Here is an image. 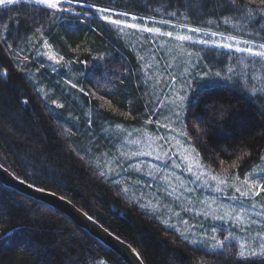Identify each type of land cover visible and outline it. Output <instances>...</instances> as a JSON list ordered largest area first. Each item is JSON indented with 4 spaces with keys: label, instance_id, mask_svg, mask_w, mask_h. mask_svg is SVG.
Returning <instances> with one entry per match:
<instances>
[{
    "label": "trees",
    "instance_id": "1",
    "mask_svg": "<svg viewBox=\"0 0 264 264\" xmlns=\"http://www.w3.org/2000/svg\"><path fill=\"white\" fill-rule=\"evenodd\" d=\"M74 1L80 5L73 7V14L27 2L0 7V163L19 178L71 201L132 245L144 264H264V258L238 256L232 245L218 251L192 245L120 196L118 185L106 180L87 159V131L82 123L72 121L68 103L60 111L49 107L16 59L27 57L13 53L21 47L32 51L33 40L39 44L46 37L63 59L79 65L78 71L87 63L79 78L82 101L96 106L103 122L132 123L145 114L146 104L134 51L87 5L140 16L164 14L219 28L225 22L241 21L247 9L242 12L237 6L248 0H236V5L232 0ZM96 56L101 57L99 64L92 65ZM260 98L224 83L206 84L194 93L185 125L207 165H223L228 172L242 174L260 160L264 153ZM125 113L132 119L124 120ZM97 260L125 264L62 213L0 183V264H94Z\"/></svg>",
    "mask_w": 264,
    "mask_h": 264
},
{
    "label": "rangeland",
    "instance_id": "2",
    "mask_svg": "<svg viewBox=\"0 0 264 264\" xmlns=\"http://www.w3.org/2000/svg\"><path fill=\"white\" fill-rule=\"evenodd\" d=\"M20 2L35 4L33 0L17 3ZM76 5L80 4L63 0L58 9L50 10L73 14ZM92 10L134 51L141 94L146 103L145 114L138 115L137 121L103 122L97 107L84 103L80 97L83 87L79 78L84 76L87 63H82L83 70L78 71L79 65L74 61L50 60L49 52L58 59L63 54L46 37L40 35L39 44L33 40L32 51L27 52L23 47L14 51L15 56L27 57H16L17 62L49 107L60 111L68 103L67 113L72 114V121L82 123V130L87 131L84 135L87 159L106 180L118 185L120 196L177 231L192 245L211 251L232 245L238 256L244 245V257L259 258L250 256L248 249H257L264 243L261 239L264 192L260 196L242 197L236 188L246 190L247 186L240 183L245 175L263 183L264 160L260 158L242 174L228 172V167L223 165L217 164V168L207 165L189 137L185 113L194 93L211 83H224L250 96H259L264 109V57L237 51L248 47L260 50L259 45L264 43V13L246 15L241 21L225 22L215 28L193 25L164 14L124 16L120 13L125 12L112 10L108 13L111 18L123 22L115 25ZM257 16L261 18L255 22ZM130 24L138 27H128ZM147 28L160 31L149 32ZM193 28L201 31L193 32ZM169 32L171 36L165 35ZM177 36L190 39L178 40ZM230 36L235 38L227 39ZM225 44L231 47H224ZM100 58L96 56L91 64H99ZM131 116L125 113L123 119H132ZM213 176L227 178L218 184ZM225 211L232 216L239 214L242 222L231 217L214 218ZM212 236L222 241L223 246L214 247L216 240ZM226 236L230 239L224 240Z\"/></svg>",
    "mask_w": 264,
    "mask_h": 264
},
{
    "label": "water",
    "instance_id": "3",
    "mask_svg": "<svg viewBox=\"0 0 264 264\" xmlns=\"http://www.w3.org/2000/svg\"><path fill=\"white\" fill-rule=\"evenodd\" d=\"M21 181H24L21 183ZM0 183L4 186L29 197L35 201L46 204L69 218L75 225L82 228L100 244L117 254L125 264H144L137 250L128 242L112 233L109 229L100 224L93 217L86 214L65 197L44 189L43 192L37 191L41 188L33 185L29 187V182L13 174L8 168L0 163ZM63 197V199H61ZM91 217V220L88 218Z\"/></svg>",
    "mask_w": 264,
    "mask_h": 264
},
{
    "label": "snow or ice",
    "instance_id": "4",
    "mask_svg": "<svg viewBox=\"0 0 264 264\" xmlns=\"http://www.w3.org/2000/svg\"><path fill=\"white\" fill-rule=\"evenodd\" d=\"M18 0H0V6H7V5H13L15 3H17ZM33 2L37 5H41L46 9H58L63 0H33ZM68 3H71L72 0H67ZM233 5H236V0H232ZM249 4H255L256 7L255 8H250L248 5ZM88 7H92L95 9L96 12L102 14V18L104 20H110L113 24L115 25H120L123 22L121 20L115 19L113 20L111 18V16L108 14L110 13L113 9L110 8H104V7H97L95 4L93 5H87ZM242 12L244 11V9H247V12L245 13V15H247L248 17H252L254 12L257 13H264V0H248L247 4L244 5H239L237 6ZM64 11H69V9H63ZM129 13H120V15H124L127 16ZM133 19H135V17H133ZM162 23H168V21H162ZM128 27L131 28H137L138 25L136 24H130L127 25ZM181 26H185V25H181ZM146 31L149 32H159L160 30L158 28H147L145 29ZM191 31L196 32V31H201V29L198 28H193L191 29ZM165 35L171 36L172 33H165ZM212 35H216V33H212ZM178 40H189L190 37L189 36H177L176 37ZM235 37H227V39H234ZM245 43H250V41H245ZM45 46L47 47V44H45ZM224 47H231V45L229 44H225ZM259 51H254L251 47L248 48H238L237 51H245L248 52L250 55H255V56H259V57H264V43L259 45ZM48 58L50 60L55 61L56 63H59L60 60L63 59V57H60L59 59L51 54V52H49L48 54ZM219 76V74H217ZM73 87H76V85H73ZM57 107H60V105H57ZM193 152L195 151L194 149L192 150ZM198 155V154H197ZM245 155H247V153H245ZM185 159H187V156H185ZM261 160H264V156L261 157ZM262 171H264V169H262ZM103 175V173H102ZM225 178H218L217 176H213L212 179L216 180L218 184H223L225 182ZM237 181H239V177L235 178ZM262 180H264V177L261 178ZM24 181H21V183H23ZM241 185H246L247 188L245 190L244 187H237L236 191L240 193V196L242 197H248L250 195L252 196H260L262 192H264V183L259 182L257 179L253 178V179H249L248 175L244 176L243 181H240ZM29 187H33L32 184H29ZM37 191L43 192L44 189L43 188H37ZM219 190V189H217ZM61 199H63V197H61ZM226 217H231L232 219H234L235 221L238 222H242V217L239 214H236L235 216H232L231 212L229 211H225L223 213V215H217L214 218L218 219V220H224ZM91 220V217H88ZM252 223H255V221H252ZM213 240H216L215 236H212ZM230 239V237L226 236L224 237V240H228ZM261 239L264 240V236H261ZM192 243H196V241H192ZM223 246V242L216 240V243L214 245V247L216 248H220ZM194 252L199 251V249H193ZM249 255L252 257H260V258H264V243H261L257 249H248ZM239 255L241 257L245 256V250H244V245H241V251L239 252ZM95 264H105V262L103 260H97L95 262Z\"/></svg>",
    "mask_w": 264,
    "mask_h": 264
},
{
    "label": "bare ground",
    "instance_id": "5",
    "mask_svg": "<svg viewBox=\"0 0 264 264\" xmlns=\"http://www.w3.org/2000/svg\"><path fill=\"white\" fill-rule=\"evenodd\" d=\"M163 224V223H162Z\"/></svg>",
    "mask_w": 264,
    "mask_h": 264
}]
</instances>
